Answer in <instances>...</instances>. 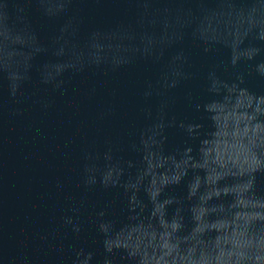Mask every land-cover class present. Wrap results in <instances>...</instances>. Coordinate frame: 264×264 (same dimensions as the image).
I'll return each instance as SVG.
<instances>
[{"label": "water", "instance_id": "obj_1", "mask_svg": "<svg viewBox=\"0 0 264 264\" xmlns=\"http://www.w3.org/2000/svg\"><path fill=\"white\" fill-rule=\"evenodd\" d=\"M0 264H264V0H0Z\"/></svg>", "mask_w": 264, "mask_h": 264}]
</instances>
